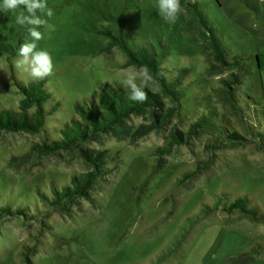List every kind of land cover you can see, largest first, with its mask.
Listing matches in <instances>:
<instances>
[{
    "label": "rangeland",
    "instance_id": "rangeland-1",
    "mask_svg": "<svg viewBox=\"0 0 264 264\" xmlns=\"http://www.w3.org/2000/svg\"><path fill=\"white\" fill-rule=\"evenodd\" d=\"M39 49L53 59L45 79L60 106L59 118L75 101L95 97L103 83L121 84L125 53L104 48L122 34L130 46L149 42L164 62L190 65L192 75L231 127L241 128L208 68L215 62L202 24L185 0L175 23L158 13L156 0H46ZM198 8L231 55L249 67L240 91L264 126V0H197ZM27 29L13 14L0 11V106L16 109L21 96L12 79L33 80L15 61ZM225 74V73H224ZM153 91L158 87L149 86ZM165 103L168 100L164 98ZM253 101L257 103L255 106ZM187 105H190L189 103ZM147 116H132L134 125ZM182 129L189 120L174 118ZM40 136L23 131L0 133V205H28L33 221L11 217L0 222V264H264V220L224 208L235 195L247 196L264 212V152L253 145L214 149V134L203 131L188 145H174L157 160V147H168L169 128L133 141L102 135L92 147L109 150L112 173L100 181L92 202L79 199L70 209L44 207L36 188L50 191L87 169L75 151L39 156L32 145ZM199 171L180 184V178ZM25 253L27 257L24 256Z\"/></svg>",
    "mask_w": 264,
    "mask_h": 264
},
{
    "label": "trees",
    "instance_id": "trees-1",
    "mask_svg": "<svg viewBox=\"0 0 264 264\" xmlns=\"http://www.w3.org/2000/svg\"><path fill=\"white\" fill-rule=\"evenodd\" d=\"M184 1L180 0V3ZM186 1L202 24L213 53L215 62L208 70L212 74H221L217 78L219 87L241 128L231 127L221 113L205 104L206 93L198 83L199 74L192 75V66L164 62V54L159 53L153 44L144 42L130 46L122 34L106 31L110 40L104 49L109 51L114 46L119 47L127 57L124 66L149 67L158 91L146 88V101L130 100L129 92L122 84L106 82L99 86L95 97L75 101L73 112L59 118L57 111L60 103L46 86L45 79L25 83L12 75L17 93L21 96L18 106L16 109L0 106V133L23 131L38 135L40 141L33 143L32 149L39 156L75 151L87 166L85 171L72 175L66 183L57 185L52 182L49 192L37 187V198L44 207L69 212L79 199L94 200L98 184L112 173V168L108 166L109 150L91 146L98 143L102 135L110 134L118 139L130 138L133 141L151 131L169 128L168 147L156 148L160 165L163 161L161 156L170 154L174 145H188L203 131L214 134L212 147L215 150L228 145L251 144L256 150L264 152V126L258 119L256 108L250 103L251 97L240 91L249 72L248 65L243 57L229 53L207 16L198 8L197 0ZM4 49L6 46L0 44V51ZM164 98L168 100L167 104ZM253 103L257 105L255 101ZM181 115L189 120L182 129L179 123L172 122L174 118L179 120ZM132 116H147L149 121L134 125L130 122ZM198 171L199 168L185 173L180 178V184ZM224 209L229 213L239 210L254 220H264V212L247 196L235 195ZM11 217L33 221L36 214L26 204L0 205V222ZM27 264L33 263L27 258Z\"/></svg>",
    "mask_w": 264,
    "mask_h": 264
},
{
    "label": "clouds",
    "instance_id": "clouds-1",
    "mask_svg": "<svg viewBox=\"0 0 264 264\" xmlns=\"http://www.w3.org/2000/svg\"><path fill=\"white\" fill-rule=\"evenodd\" d=\"M159 15L168 23H175L182 11L180 0H156ZM0 11L13 14L15 22L26 28L30 41L22 43L18 50L15 67L18 71L28 74L33 80L44 79L54 72L51 54L45 49H39L37 42L43 39L39 30L47 25L43 16L51 17L53 10L46 0H0ZM155 79L147 65L139 68L130 66L124 73L121 84L128 90L129 99L143 103L147 100L145 91Z\"/></svg>",
    "mask_w": 264,
    "mask_h": 264
}]
</instances>
